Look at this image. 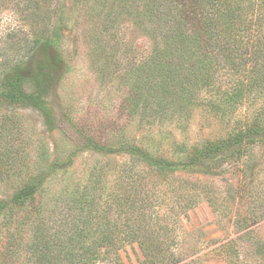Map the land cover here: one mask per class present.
<instances>
[{
    "label": "trees",
    "instance_id": "16d2710c",
    "mask_svg": "<svg viewBox=\"0 0 264 264\" xmlns=\"http://www.w3.org/2000/svg\"><path fill=\"white\" fill-rule=\"evenodd\" d=\"M84 2L97 25L89 42L97 58L114 54L125 24L126 37L149 38V53L134 59L126 76L124 161L102 198L92 191L64 198L66 190L57 187L43 199L41 173L0 199V264L116 262L132 243L142 249V264H190L181 263L180 218L202 201L219 221H234L236 235L215 248L224 264H264L257 231L264 225V0ZM61 8L54 0H0V16L7 9L16 16L0 32V49L35 53L54 46ZM136 39L126 38V57L140 53ZM39 57L32 71L22 63L8 72L0 67V98L50 118L45 100L56 72L51 59ZM256 98L262 102L252 117H235ZM200 107L229 126L227 133L199 144L172 138L170 125L189 124ZM50 201L53 220L42 213Z\"/></svg>",
    "mask_w": 264,
    "mask_h": 264
},
{
    "label": "rangeland",
    "instance_id": "374dc122",
    "mask_svg": "<svg viewBox=\"0 0 264 264\" xmlns=\"http://www.w3.org/2000/svg\"><path fill=\"white\" fill-rule=\"evenodd\" d=\"M84 1L54 0L62 7L57 12L59 38L48 50L38 49L34 53L0 49V67L7 72L18 63L28 71L36 69L39 55L51 59L56 72V80L45 100L50 118L40 108L0 98V199L8 198L41 173L47 177L43 199L50 198L57 187L66 190L62 193L64 198L70 199L71 195L83 198L91 191L102 198L117 179L114 170L123 163L125 155L122 144L126 141V76L130 77V67L139 61L134 59L149 53V38L133 33L126 37L125 24L115 41L114 54L97 58L89 43L97 25L93 27L85 15ZM12 13L7 9L1 14L0 32L15 19ZM129 37H138L134 43L140 53L126 57ZM0 42L1 46L5 45L2 39ZM58 53L60 60L54 58ZM5 58L7 62L2 63ZM261 102V98H256L243 103L235 117H252ZM228 128L201 107L196 109L189 124L170 125L172 138L191 144L222 136ZM74 188L80 192L71 194ZM54 205V201L48 202L42 212L51 220L56 219L52 213ZM23 211V208L14 209L6 221ZM233 222L219 221L207 201L182 215L181 263L224 264L215 248L236 235ZM257 231L264 236V225H259ZM18 234L15 232V236ZM31 234L30 229L25 232L27 237ZM141 250L137 243L128 244L120 250L118 261L99 264H142Z\"/></svg>",
    "mask_w": 264,
    "mask_h": 264
}]
</instances>
